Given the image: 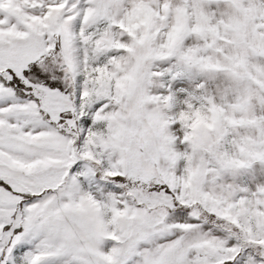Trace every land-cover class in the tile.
Returning <instances> with one entry per match:
<instances>
[{"label":"snow or ice","instance_id":"1","mask_svg":"<svg viewBox=\"0 0 264 264\" xmlns=\"http://www.w3.org/2000/svg\"><path fill=\"white\" fill-rule=\"evenodd\" d=\"M0 264H264V0H0Z\"/></svg>","mask_w":264,"mask_h":264}]
</instances>
